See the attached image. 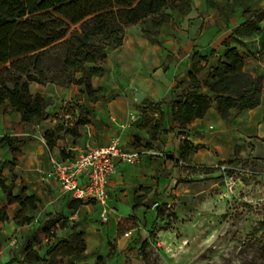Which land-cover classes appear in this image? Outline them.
Returning <instances> with one entry per match:
<instances>
[{"label":"crops","instance_id":"0c3cea01","mask_svg":"<svg viewBox=\"0 0 264 264\" xmlns=\"http://www.w3.org/2000/svg\"><path fill=\"white\" fill-rule=\"evenodd\" d=\"M248 9H264V0H180L177 8L168 10L170 17L158 28L155 37L143 35L135 24L128 25L122 44L111 50L110 56L107 53L101 65L103 73L91 78L97 99L88 100L81 93L85 113L80 116L87 122L78 127L79 136L61 135L52 151L46 147L44 133L56 125L69 127L77 121V110L71 114L67 109L71 98L81 92L80 86L30 84L31 91L54 100L47 108L46 119L26 123L9 107L0 114V138L10 135L20 139L14 166H10L12 152L6 146L0 147V178L5 185H12L13 194L23 190L37 198V207L25 210V215L32 217L30 222L18 224L14 219L18 203L7 206L8 219L0 221V264L9 261L12 264H50L51 253L41 254L40 246L35 247V243L26 242L23 256L11 251L16 242V239L11 240L12 235L22 241L28 229L38 223L35 214L45 220V225L53 222L52 225L62 229L65 227V223L60 224L63 217L71 223L68 235L54 237L50 248H55L57 241L73 231L82 234L83 252L67 254L66 248L61 247L64 264H95L98 256H103L106 264H144L138 255L146 239L142 228L157 226L165 220L163 211L153 209L152 204L177 202L186 197L185 191L194 184L193 178L212 171L221 172L220 167L231 162L229 159L215 169L203 165L204 160H212L213 153L222 145L232 146L229 135L233 129L229 120L233 117L245 120L247 126L256 130L257 136L264 135L263 94L258 106L240 112L232 110L226 119L218 114L214 103L204 116L193 119L183 128H179L170 115V101L191 88L189 73L194 71V65L201 67L194 72L201 84L229 47L253 55V65L248 62L244 65L248 72L264 70V57L258 54L261 48L264 50V32L245 28L243 12ZM259 25L263 27V22ZM112 58L122 73L120 80L127 85L103 81ZM139 79L146 82L145 87L134 84ZM137 91L145 93L140 102L134 97ZM201 92L212 95L205 86H201ZM13 121L18 124L13 125ZM209 128L213 129L211 138L205 133ZM113 137H117L125 149H149L162 155L146 154L132 164L115 159V172L107 183L111 210L108 220L102 222L97 203L73 198L55 179L46 177V173L52 168V160L72 158L84 144L106 145ZM184 140L193 147L186 158L180 155ZM5 202L6 193L0 187V204ZM128 226L131 228L125 230ZM162 233L163 228L158 234ZM28 244L39 257L33 262L25 258ZM14 247L12 250L17 245ZM52 264H56L54 259Z\"/></svg>","mask_w":264,"mask_h":264},{"label":"trees","instance_id":"16d2710c","mask_svg":"<svg viewBox=\"0 0 264 264\" xmlns=\"http://www.w3.org/2000/svg\"><path fill=\"white\" fill-rule=\"evenodd\" d=\"M179 4L180 0H0V114L9 107L26 123L46 119L48 99L32 92V83L76 84L88 100H96L91 78L103 73L101 65L108 50L122 44L125 28L140 23L144 35L155 37L158 28L170 17L168 10ZM261 22L263 27L259 25ZM243 25L250 31L264 32V9L254 10ZM250 59V54L236 47L227 48L201 84L194 73L201 67L194 65V71L189 73L191 88L170 101L172 121L183 128L204 116L212 103L223 119L232 110L240 112L258 106L264 91L263 76L244 69ZM201 86L207 87L212 95L201 92ZM86 122L79 116L69 127L56 125L45 131L48 150L56 147L61 130L77 137L78 127ZM19 143L16 136L0 138V147L6 146L13 154L12 164L19 153ZM192 150L184 140L181 157L186 158ZM0 187L6 193L5 204H0V221L8 219L7 206L18 203L14 219L18 224L30 222L32 217L25 215V210H34L37 198L23 190L13 194L12 185H5L1 178ZM49 224L52 223L43 227L44 234H48ZM55 246L65 247L67 254L85 250L82 234L75 231ZM25 258L30 262L39 259L31 244L25 248ZM48 260L53 263L52 254ZM95 264H106L105 258L98 256Z\"/></svg>","mask_w":264,"mask_h":264},{"label":"rangeland","instance_id":"374dc122","mask_svg":"<svg viewBox=\"0 0 264 264\" xmlns=\"http://www.w3.org/2000/svg\"><path fill=\"white\" fill-rule=\"evenodd\" d=\"M253 12L254 9L244 11V18L249 19ZM135 27L142 31L143 24L136 23ZM113 49L108 50L109 56ZM258 54L264 57V50L261 48ZM252 56L248 61L250 64ZM114 63L112 58L103 81L127 85L120 80L122 73ZM254 73L261 74L264 83V70H255ZM134 84L146 86L142 79ZM48 102L49 105L54 104L51 97ZM76 110L79 116L85 113L81 92H77L68 103L67 111L74 114ZM12 124L18 122L13 121ZM229 124L233 129L229 135L232 146L222 145L220 150L213 153L212 160L203 162L204 166L215 169L216 165L226 164L231 159L226 164L227 170L212 171L193 178L191 182L194 184L187 187L186 197L177 202L152 204L153 209L163 211L165 220L157 226L142 228L146 239L138 255H141L144 264H264V135L257 136L253 127L236 117L231 118ZM212 130L209 128L205 131L210 138L213 136ZM63 131L59 132L60 136H63ZM15 164L16 161L10 166ZM35 216L37 225L28 229L29 233L22 241L18 240L17 235H12L11 240L16 239L12 253L17 251L22 255L28 241L35 243V247L40 246L41 254L51 253L56 264H64L62 249L50 246L54 237L68 235L71 228L68 218L63 217L64 228L49 224V232L44 234L45 220L38 218L37 214ZM129 228L131 226L125 230ZM162 228L164 233L159 235ZM16 245L17 248L12 250Z\"/></svg>","mask_w":264,"mask_h":264},{"label":"built area","instance_id":"2783aa9c","mask_svg":"<svg viewBox=\"0 0 264 264\" xmlns=\"http://www.w3.org/2000/svg\"><path fill=\"white\" fill-rule=\"evenodd\" d=\"M162 155L149 149H125L117 137L106 145L84 144L72 158L52 160V168L46 177L55 179L61 189L80 201H94L100 207V220L109 218L107 183L115 172V159L126 163H136L142 156ZM221 166L222 171H226Z\"/></svg>","mask_w":264,"mask_h":264},{"label":"water","instance_id":"95a60500","mask_svg":"<svg viewBox=\"0 0 264 264\" xmlns=\"http://www.w3.org/2000/svg\"><path fill=\"white\" fill-rule=\"evenodd\" d=\"M134 97L137 102H140L145 97V93L137 91L135 92Z\"/></svg>","mask_w":264,"mask_h":264}]
</instances>
